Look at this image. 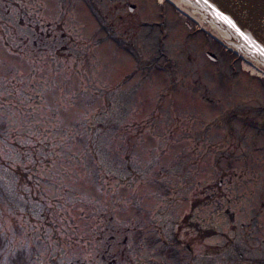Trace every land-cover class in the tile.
I'll return each mask as SVG.
<instances>
[{"label":"rangeland","instance_id":"rangeland-1","mask_svg":"<svg viewBox=\"0 0 264 264\" xmlns=\"http://www.w3.org/2000/svg\"><path fill=\"white\" fill-rule=\"evenodd\" d=\"M128 1L137 5L133 12L126 6ZM160 1L56 0L60 8L42 9L37 7L42 0H0V52L9 49L7 45H18L27 34L39 31L35 26L42 20L51 22L66 34L73 33L76 42L71 47L79 57L67 68L56 62L65 57H46L57 79L68 75L71 77L68 83L80 88L86 86L85 95L92 94V102L105 110L110 106V101L106 100L109 89L105 80L113 85L122 80V94L132 99L133 106L136 101L143 106L142 110L138 107L132 112L129 120L149 112L162 117L167 115V126L173 129L174 139L169 141L165 151L170 155L180 153L191 162L185 172L187 182L175 181L174 206L161 205L164 212H175L170 227L164 222L157 225L151 219L162 215L156 204L165 193L149 196L141 190V223L145 227H137V239L130 250L136 257L132 264H264L261 255L264 219L258 214L253 217L255 234L249 225V230L240 235L242 242L233 241L230 247L225 245L227 251L211 245L197 251L194 243L220 236L231 240L222 230L231 228L240 232L244 228L234 221L247 218L249 201L264 207V152L259 150V146L264 145V76L253 72L248 61L235 58L232 50L198 29L194 20L170 1L163 0L162 4ZM53 12L61 13L59 23L52 20ZM41 30H45L44 27ZM21 32L25 36H21ZM207 51L214 52L218 59H211ZM109 69L113 70L111 79L107 76ZM94 87H99V93L93 94ZM181 107L185 109L183 114L179 111ZM181 115L183 119L178 123ZM97 127H100L98 123ZM61 131L75 134L80 129L72 126ZM84 132L81 139L86 143L93 134L87 129ZM228 132H236L237 138L235 135L227 138ZM4 151L8 149L0 143V153ZM225 161L238 165L237 171L242 177L229 176L220 167ZM127 167L131 169L132 165ZM206 168L214 169L213 176L207 177ZM26 176L20 171L14 172L11 162L0 155V264H16L20 259L17 245L34 241L35 235L41 234L34 235L33 228H41L36 214L43 215L40 211L42 192L35 188V180L27 184L32 192H26L21 187ZM205 177L219 187L213 191ZM135 179L131 174L124 178L129 184ZM198 181L204 184L208 196L199 203L181 200L180 193L195 187ZM225 190L227 195H218ZM152 191L155 192V188ZM217 200L219 207L210 213L204 202L211 205ZM241 204L245 207L234 213L233 209ZM190 221L192 227L188 225ZM145 233H148L145 237L148 248H143L139 240ZM98 239V244L92 242L93 247L99 249L93 264H119V250H114L112 238ZM122 243L127 246L128 240ZM187 243L192 246L191 251ZM154 244L156 252L151 251ZM209 248L218 251L209 252ZM28 253V264H50L51 257L39 242L34 243ZM52 257L56 264H74L55 251Z\"/></svg>","mask_w":264,"mask_h":264},{"label":"snow or ice","instance_id":"snow-or-ice-1","mask_svg":"<svg viewBox=\"0 0 264 264\" xmlns=\"http://www.w3.org/2000/svg\"><path fill=\"white\" fill-rule=\"evenodd\" d=\"M37 7L54 9L61 5L56 0H42ZM213 12L264 55V47L241 31L230 15L218 7H213ZM60 15L53 12L51 18L59 23ZM63 32L64 29L58 31L53 24L50 29L27 34L18 45H11L0 52V101H3L0 103V143L8 149L0 155L11 162L14 172L27 174L26 182L21 183L26 192H32L27 184L34 180L35 188L42 192L40 211L43 215L36 214L41 228H33L34 235L36 232L41 234L35 235L34 241L17 245L20 259L16 264H28V250L37 242L51 257L50 264H56L53 251L70 258L74 264H93L99 249L94 248L92 242L98 244V238L107 240L109 237L114 250H119V264H132L136 257L130 250L137 239V227H145L141 223L143 193L149 196L165 193L160 203L156 204L162 215L159 218L152 216L151 219L157 225L164 222L170 227L175 212H164L161 205H175V181L187 182L185 172L191 162L180 153L170 155L165 151L169 141L174 139L173 129L167 126L166 114L162 117L149 112L143 117L128 119L132 112H136L138 107L142 110L143 106L139 101L133 106L132 99L122 94V80L115 85L105 80L109 89L106 100L110 101L105 110L92 102V94L85 95L86 86L80 88L68 83L71 80L68 75L62 80L57 79L46 57L64 44L68 45L65 58L63 61L57 59V64L63 63L67 68L69 63L75 64L79 59L71 47L76 42L73 33L62 35ZM20 35L25 36V33ZM37 50L45 55L40 56ZM112 71L108 70V79H111ZM99 90V87H94L93 94L99 93ZM179 111L183 114L185 109L181 107ZM182 119V115L178 116L177 122ZM72 126L80 131L75 134L61 131ZM84 129L93 134L86 143L81 139L85 135ZM259 150L264 152V145L259 146ZM129 164L131 169L127 167ZM220 167L229 176L242 177V173L237 171L238 165H229L225 161ZM205 171L207 177L213 176V168H206ZM130 174L136 176L131 184L124 180ZM207 177V183L215 191L219 185L213 186ZM221 194L227 195V190L218 195ZM180 196L181 200L190 199L199 203L204 196H208V190L198 181L195 187L182 191ZM204 203L210 213L219 207L218 200L211 205L206 201ZM244 207L243 204L237 205L233 212ZM246 210L247 218L234 221L238 227L244 225L240 232L231 228L222 230L231 240L224 236L207 239L203 243L197 240L194 242L197 251L209 245L224 248L225 245L230 247L233 241L241 243L240 235L249 230V225L255 234L256 221L253 217L258 214L264 219V207L249 201ZM147 235L139 236L143 248H148ZM124 240H128L127 246L122 243ZM156 248L154 244L151 251L156 252ZM227 250L224 248V251ZM212 251L218 249L209 248V252ZM261 255L264 256V251Z\"/></svg>","mask_w":264,"mask_h":264},{"label":"water","instance_id":"water-1","mask_svg":"<svg viewBox=\"0 0 264 264\" xmlns=\"http://www.w3.org/2000/svg\"><path fill=\"white\" fill-rule=\"evenodd\" d=\"M178 2L202 22L217 33L227 44L237 51L244 53L264 69V55L255 50L244 36L230 25L219 19L213 12L218 7L230 15L237 27L247 36H251L261 47H264V0H174ZM135 6L131 5V9ZM216 58L213 53H209Z\"/></svg>","mask_w":264,"mask_h":264},{"label":"flooded vegetation","instance_id":"flooded-vegetation-1","mask_svg":"<svg viewBox=\"0 0 264 264\" xmlns=\"http://www.w3.org/2000/svg\"><path fill=\"white\" fill-rule=\"evenodd\" d=\"M130 3H133V2H126V6H128V8H129V10H130V7H129V4ZM137 7V6H136ZM136 9V8H135ZM130 11H134V10H130ZM39 18H41V17H39ZM42 19V18H41ZM144 24H147V22H143ZM53 25V23H51V22H47V23H42L41 22V24H39L38 26H35V28L37 27V29H39V30H41L42 29V27H44V29L46 30V29H50V27ZM55 28L59 31L60 29H62L61 27L60 28H58L56 25H55ZM62 35H66V33L65 32H63V33H61ZM94 35V34H93ZM119 40V39H118ZM32 44L34 45L35 44V42L33 41L32 42ZM65 46L66 45H64V44H61V46H60V48L59 49H57V51L56 52H54V53H52L51 55L53 56V57H65L64 56V54H65ZM6 48H9V46L7 45V47ZM60 49H62L61 51H60ZM37 51H39V50H37ZM230 135H235V137L237 138V133L236 132H228V133H226V136H227V138H229V136ZM188 225L190 226V227H192V225H193V223L190 221L189 223H188ZM189 233H187V235H188ZM188 244V246H189V248H190V251H191V248H192V246L190 245V243H187Z\"/></svg>","mask_w":264,"mask_h":264},{"label":"bare ground","instance_id":"bare-ground-1","mask_svg":"<svg viewBox=\"0 0 264 264\" xmlns=\"http://www.w3.org/2000/svg\"><path fill=\"white\" fill-rule=\"evenodd\" d=\"M169 1H171L172 3H174V5H178L174 0H169ZM251 64V63H250ZM252 65V64H251ZM252 69L253 70H256V71H258L259 73H260V75H264V70H262V69H260V68H258L256 65H252ZM253 72H255V71H253Z\"/></svg>","mask_w":264,"mask_h":264}]
</instances>
